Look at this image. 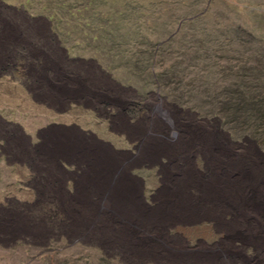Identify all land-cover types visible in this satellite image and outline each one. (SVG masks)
Listing matches in <instances>:
<instances>
[{"label": "rangeland", "instance_id": "1", "mask_svg": "<svg viewBox=\"0 0 264 264\" xmlns=\"http://www.w3.org/2000/svg\"><path fill=\"white\" fill-rule=\"evenodd\" d=\"M0 41V264H264V0H0Z\"/></svg>", "mask_w": 264, "mask_h": 264}, {"label": "bare ground", "instance_id": "2", "mask_svg": "<svg viewBox=\"0 0 264 264\" xmlns=\"http://www.w3.org/2000/svg\"><path fill=\"white\" fill-rule=\"evenodd\" d=\"M11 33V32H10ZM9 34V33H8ZM3 47V44H2V42L0 41V49ZM153 129V128H152ZM147 131H152L151 130V128L150 129H146V130H144L143 132V134L144 135H147L148 134V132ZM193 133H188V136H195V139L196 140H199L200 142V146H201V148L202 149H204L205 148V146H204V141H203V137H201V136H198V134H196V135H192ZM195 134V133H194ZM187 136V137H188ZM189 141V139L188 138H178V139H176L173 143H174V146L172 147L176 152H177V154H178V156H179V158H180V156H181V152H183V150H184V153H185V155H188V151H190V146H189V143H191V142H189L188 144H187V142ZM185 142H186V145H185ZM67 143H69V144H71V145H73V143L72 142H68V141H65V142H63V143H59L58 142V144H57V142L56 143H54V145L57 147V149H60L61 148V146H68L67 145ZM82 146H80V144H78L75 148H81ZM91 148V147H90ZM67 149H68V147H67ZM56 153V152H55ZM79 154H81V155H79V156H82V154H83V156H84V158H83V160L87 163V165H88V168H89V173H92L91 174V181L93 180V182H96V181H99L98 183H97V190L102 194L101 195V197H99V200L100 201H98L95 205H92L91 206V208L94 210V213H86V215L85 216H83L82 215V219H89V220H92V223L90 224V228L91 229H93V227L94 226H96L97 227V225H98V222H99V218L101 219V217H102V214H100V215H97L98 214V211H99V209L101 208V207H104L106 210H108V211H110V212H113V213H117L116 211H117V209H120V210H122V208H124L123 207V205H118L119 206V208L118 207H116L115 205H113L109 200H115V201H117V200H120V199H117V198H115V199H112V197H108L109 196V190H108V188H107V186H111L109 183H108V181H109V179L110 178H113V177H117V176H114L113 174L114 173H116L117 171H118V169H121V166H120V164H118V162H116L115 160H113L111 157L109 158V157H103L102 158V156L104 155V153L103 152H101V151H96L95 149H90V151H88V152H78ZM102 154V156L100 155V154ZM90 156V158H91V156H95V158L99 155L100 156V165L97 163L95 166H93V161H95V160H93L92 158H91V160H87L86 159V157L87 156ZM82 156V157H83ZM209 156V159L211 158V156L210 155H208ZM98 158V157H97ZM96 160H99V158L98 159H96ZM95 163V162H94ZM220 164H221V159L219 158L218 160H216L215 162H214V167L215 168H217V169H219L220 167ZM259 167V166H258ZM108 170L109 172H107V174H106V176H103L102 177V174H100L98 171H95V170ZM119 172H120V170H119ZM121 173V172H120ZM118 174V177L120 178L121 177V174ZM232 173H234V172H232ZM100 178H102L103 180H101ZM237 180V179H236ZM103 181V188H100V186H101V182ZM117 183V182H116ZM117 185V184H116ZM121 188H122V186H121ZM241 190H242V188H240ZM118 192L119 193H121V195L123 194L122 193V190L121 189H119L118 190ZM106 193V194H105ZM242 193H243V191H242ZM105 194V195H104ZM102 198H104V200H105V198H106V200L108 201V202H110V204H108V205H104V203H103V199ZM171 205H172V203H170ZM183 207V205H181V204H174V205H172V206H168V208L169 209H180V208H182ZM85 209H87V207H85ZM252 209H249V211H251ZM217 211L218 212H221V210H219L218 208H217ZM263 210L262 209H259V210H257V213H261ZM169 213H173L174 214V212H169ZM165 213H163V214H159V213H156V212H153L152 211V213H148V212H138L137 214H136V217L137 218H128V223L129 224H132V225H138V227H140V228H142V229H145V227L146 228H152L153 229V231L154 232H156L157 230H158V228H161L162 226H163V215H164ZM172 214V215H173ZM104 215V214H103ZM175 215V214H174ZM180 215H181V213H180ZM183 215H184V213H183ZM79 217V216H78ZM95 217L96 218H98V219H96L95 220ZM104 219V220H103ZM103 219H101L102 220V223L103 224H106V225H110V224H112L113 222H112V220L111 221H109V222H105V217L103 218ZM134 219V220H133ZM245 219V218H244ZM83 222V221H82ZM81 223V222H80ZM120 223H122V222H119V224ZM79 224V223H78ZM86 224L88 225V221L86 222ZM102 224V225H103ZM165 225V224H164ZM119 226H121V225H119ZM123 226V225H122ZM125 226V225H124ZM99 227V226H98ZM98 230H100L99 228H98ZM116 230V229H115ZM114 229H112L111 230V233H110V236H109V238L111 239L112 237H113V235L115 234L114 233V231H115ZM117 231H118V229H117ZM117 234V233H116ZM116 237V236H115ZM119 239H121L120 238V236H119ZM178 264H212V261H208V260H206V261H200V260H197V259H191L190 261H185V262H180V263H178Z\"/></svg>", "mask_w": 264, "mask_h": 264}, {"label": "crops", "instance_id": "3", "mask_svg": "<svg viewBox=\"0 0 264 264\" xmlns=\"http://www.w3.org/2000/svg\"><path fill=\"white\" fill-rule=\"evenodd\" d=\"M70 142V141H69ZM73 143V142H72ZM68 146H61V152L62 153H77V152H88L90 151V149L85 150L84 146L80 144V146H82L81 148H75L77 146V144L73 143V145L67 143ZM68 147V149H67ZM51 148V147H50ZM50 148H47L45 151L47 152H51L52 150ZM79 149V150H78ZM81 149V150H80ZM52 166V165H51ZM53 167V166H52Z\"/></svg>", "mask_w": 264, "mask_h": 264}, {"label": "water", "instance_id": "4", "mask_svg": "<svg viewBox=\"0 0 264 264\" xmlns=\"http://www.w3.org/2000/svg\"><path fill=\"white\" fill-rule=\"evenodd\" d=\"M244 140L250 142L252 146L254 147V150L256 151V153L264 160V152L259 148L257 143L254 140H250L248 138H244Z\"/></svg>", "mask_w": 264, "mask_h": 264}]
</instances>
